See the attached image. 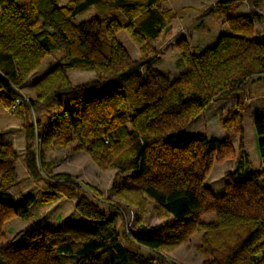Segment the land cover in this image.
<instances>
[{
  "label": "trees",
  "instance_id": "1",
  "mask_svg": "<svg viewBox=\"0 0 264 264\" xmlns=\"http://www.w3.org/2000/svg\"><path fill=\"white\" fill-rule=\"evenodd\" d=\"M162 2L71 0L62 5L60 0H0V104L12 108L22 98L17 91L46 57L63 52L67 63L49 64L34 85L36 100L28 101L33 105L25 101L18 111L30 112L61 94L77 93L83 108L63 109L44 127L39 143L66 147L77 139V150H86L100 168L116 169L138 186L120 193L129 205H140L146 198L173 220L137 237L136 245L150 256L122 244L115 219L90 231L72 226L52 230L35 223L20 246L0 252V264H62L61 257L74 258L76 264H176L159 255L199 231L204 233L203 264L264 263V172L243 168L241 161L242 170L227 195L214 199L203 181L213 154L228 148V141L184 131L233 86L254 76L264 79V43L250 38L255 16L229 18L232 35L220 36L199 54L180 42L177 66L186 70L164 85L162 80L170 81V75L151 66V53H157L153 44L168 31L172 18ZM90 11L91 18L78 22ZM123 31L140 47L141 60L134 61L118 40ZM75 67L94 69L97 79L74 86L67 72ZM117 80L121 88L106 92ZM28 122L31 144L40 124L36 118ZM254 127L264 161V117L257 118ZM26 156L30 179L48 189L44 203H54L65 191L79 196L80 212L97 210L78 179L52 174L44 161L38 165L30 146ZM18 157L12 144L0 143V239L10 218L27 220L36 202L7 192L18 180ZM210 213L215 214L211 222L200 221Z\"/></svg>",
  "mask_w": 264,
  "mask_h": 264
},
{
  "label": "rangeland",
  "instance_id": "2",
  "mask_svg": "<svg viewBox=\"0 0 264 264\" xmlns=\"http://www.w3.org/2000/svg\"><path fill=\"white\" fill-rule=\"evenodd\" d=\"M70 1L60 0V3L65 5ZM162 9L171 11L172 18L168 31L153 44V50L157 53H151V66L170 75V81L162 80L164 85L174 81L186 70L177 66L180 59L177 45L182 41L187 42L192 53L199 54L220 36L232 35L229 18L254 15L255 22L250 38L264 43V0H163ZM93 14L94 11H90L87 15L78 17V22L88 20ZM118 40L134 61L141 60V49L128 32H120ZM51 63L65 65V54L61 51L51 52L42 66L29 76L25 87L20 92L17 91L22 97L28 98L26 104L33 105L28 101L36 100L34 85ZM67 74L74 86L92 83L97 79L92 68L75 67L69 69ZM119 82L117 80L114 85L106 86V92L109 93L114 88L120 89ZM232 89L217 97L203 113L184 127L187 132L228 141V148L213 154L214 161L203 181L204 188L212 193L214 199H223L227 195L233 178L242 170L239 165L241 161L245 164L243 168L264 172V161L258 150L259 137L254 127L255 120L264 117V79L262 76H254L243 85L233 86ZM77 96V93L61 94L30 112L26 109L12 111V108L0 104V143L12 144L19 156L17 183L7 192L17 199H36L30 205L31 214L27 220L11 217L4 225L0 252L9 247L20 246L25 231L35 223L52 230L72 226L90 231L103 221L109 222L111 218L116 220L117 236L126 248L150 256L136 245L137 237L163 228L173 221L172 218L146 198L140 205H129L120 197V193L124 189H137L138 186L128 175L120 174L116 169L100 168L86 150H77L80 146L77 139L66 147L55 143L43 146L39 143L44 127L56 119L63 109L83 108L81 99ZM28 118H36L40 124V128L35 130V141H31V144L30 134L26 130ZM126 128L128 132H132L131 124H127ZM84 145L87 148L89 144ZM29 146L35 152L38 165L44 161L45 166L52 168V174H70L78 179L84 186L82 193L103 215L97 210L80 212L77 209L79 196L65 191L58 195L54 203H44L43 196L48 192L45 183L33 182L26 169ZM214 218L215 214L210 213L203 215L200 221L209 223ZM203 236V231L196 232L182 245L166 247L159 256L170 258L176 264H203ZM60 259L62 264L77 263L74 258Z\"/></svg>",
  "mask_w": 264,
  "mask_h": 264
},
{
  "label": "built area",
  "instance_id": "3",
  "mask_svg": "<svg viewBox=\"0 0 264 264\" xmlns=\"http://www.w3.org/2000/svg\"><path fill=\"white\" fill-rule=\"evenodd\" d=\"M27 99L25 97L18 98L17 103L12 106V111H18L19 105H22Z\"/></svg>",
  "mask_w": 264,
  "mask_h": 264
}]
</instances>
